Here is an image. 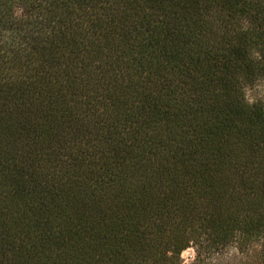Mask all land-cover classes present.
Returning a JSON list of instances; mask_svg holds the SVG:
<instances>
[{"label":"trees","instance_id":"1","mask_svg":"<svg viewBox=\"0 0 264 264\" xmlns=\"http://www.w3.org/2000/svg\"><path fill=\"white\" fill-rule=\"evenodd\" d=\"M259 78L264 0H0V264L264 234Z\"/></svg>","mask_w":264,"mask_h":264},{"label":"rangeland","instance_id":"2","mask_svg":"<svg viewBox=\"0 0 264 264\" xmlns=\"http://www.w3.org/2000/svg\"><path fill=\"white\" fill-rule=\"evenodd\" d=\"M244 95L249 104L264 105V78L247 86ZM198 253L195 247L186 249L180 255L181 264H264V234L254 239L236 237L223 247Z\"/></svg>","mask_w":264,"mask_h":264}]
</instances>
